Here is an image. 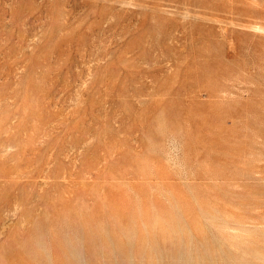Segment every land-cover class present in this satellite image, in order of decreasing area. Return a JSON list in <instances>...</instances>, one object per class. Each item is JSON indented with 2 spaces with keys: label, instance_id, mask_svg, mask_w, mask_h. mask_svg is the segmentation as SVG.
Returning a JSON list of instances; mask_svg holds the SVG:
<instances>
[{
  "label": "rangeland",
  "instance_id": "obj_1",
  "mask_svg": "<svg viewBox=\"0 0 264 264\" xmlns=\"http://www.w3.org/2000/svg\"><path fill=\"white\" fill-rule=\"evenodd\" d=\"M263 175L264 0H0V264H264Z\"/></svg>",
  "mask_w": 264,
  "mask_h": 264
},
{
  "label": "clouds",
  "instance_id": "obj_2",
  "mask_svg": "<svg viewBox=\"0 0 264 264\" xmlns=\"http://www.w3.org/2000/svg\"><path fill=\"white\" fill-rule=\"evenodd\" d=\"M178 154H179V149L177 145L174 143H170L169 150H168V162L173 164V166H177ZM70 245H71V242H70ZM38 247H40L42 251L45 250V245L43 244L42 241L38 243Z\"/></svg>",
  "mask_w": 264,
  "mask_h": 264
},
{
  "label": "bare ground",
  "instance_id": "obj_3",
  "mask_svg": "<svg viewBox=\"0 0 264 264\" xmlns=\"http://www.w3.org/2000/svg\"><path fill=\"white\" fill-rule=\"evenodd\" d=\"M263 176H264V175H263ZM230 211H231V210H230ZM247 215H248V214H247ZM226 216H227V215H226ZM248 216H250V215H248ZM248 216H246V217H248ZM229 217H230V216H229ZM249 218H250V217H249ZM249 218H248V219H249ZM252 218H253V217H252ZM233 219H234V218H233ZM248 219H247V220H248ZM249 222H250V221H249ZM248 224H249V223H248ZM189 226H190V225H189ZM190 228H191V227H190ZM229 228H231V227H228V228H226V229H229ZM224 229H225V228H224ZM192 230H193V229H192ZM233 230L235 231V229H233ZM238 230H239V229H238ZM238 230H237V231H238ZM228 231H229V230H228ZM231 231H232V230H231ZM235 232H236V231H235ZM240 232H241V231H240ZM213 233H214V232H213ZM222 233H223V232H222ZM242 233H244V232H242ZM245 233H246V232H245ZM245 233H244V234H245ZM195 234H196V233H195ZM237 234H239V233H237ZM223 235H224V233H223ZM239 235H240V234H239ZM241 235H242V234H241ZM199 236H200V235H199ZM233 236H234V235H233ZM225 237H226V236H225ZM227 237H228V234H227ZM240 237H241V236H240ZM244 237H246V239H247L249 236H248V237H247V236H244ZM235 238H236V236H235ZM237 238H238V235H237ZM253 238H254V237H253ZM201 239H202V238H201ZM230 239H231V238H230ZM246 239H245V240H246ZM222 240H224V239L222 238ZM240 240H241V239H240ZM194 241H195V240H194ZM194 241H193V243H194ZM225 241H227V240L225 239ZM233 241H234V240H233ZM251 241H252V239H251ZM184 242H185V239H184ZM200 242H201V241H200ZM234 242H235V241H234ZM254 242H255V241H254ZM226 243H227V242H226ZM229 244H230V243H229ZM245 244H248V243H244V246H246ZM255 244H256V243H255ZM176 245H177V244H176ZM214 246H215V244H214ZM229 246H230V245H229ZM260 246H261V245H260ZM198 247L200 248V246H198ZM210 247H211V246H210ZM215 247H216V246H215ZM222 247H223V246H222ZM230 247H231V246H230ZM234 247H235V246H234ZM248 247H249V246H248ZM255 247H256V246H255ZM177 248H178V247H177ZM223 248H224V247H223ZM241 248H243V247H241ZM212 249H213V247H212ZM233 249L236 250L235 248H233ZM251 249H253V248H250V250H251ZM258 250H260V249H258ZM200 251H201V250H200ZM200 251H199V252H200ZM210 251H211V248H210ZM218 251H219V250H218ZM223 251H224V250H223ZM260 251H261V250H260ZM260 251H259V252H260ZM183 252H184V250H182V253H183ZM194 252H195V251H194ZM211 252H212V251H211ZM225 252H226V250H225ZM249 252H250V251H249ZM262 252H263V250H262ZM200 253H201V252H200ZM260 253H261V252H260ZM192 254H193V253H192ZM202 254H203V253H202ZM216 254H217V253H216ZM183 255H184V254H183ZM183 255H182V256H183ZM186 255H187V254H186ZM233 255H234V254H233ZM213 256H214V255H213ZM213 256H212V257H213ZM217 256H218V255H217ZM226 256H227V255H226ZM262 256L264 257V253H263ZM194 258H196V257H194ZM201 258H202V257H201ZM208 259L210 260V258H208ZM211 259H212V258H211ZM213 259H214V258H213ZM228 259H229V258H228ZM176 260H177V259H176ZM194 260H195V259H194ZM196 260H197V259H196ZM200 260H201V259H200ZM204 260H205V259H204ZM219 260H220V259H219ZM234 260H235V259H234ZM174 261H175V260H174ZM197 261H198V260H197ZM205 261H206V260H205ZM221 261H222V260H221ZM184 262H185V261H184ZM198 262H200V261H198ZM198 262H197V263H198ZM211 262H212V260H211ZM211 262H210V263H211ZM176 263H177V262H176ZM185 263H186V262H185ZM204 263H205V262H204ZM215 263H216V262H215ZM190 264H191V263H190ZM199 264H200V263H199ZM205 264H206V263H205ZM216 264H217V263H216ZM222 264H223V263H222ZM227 264H228V263H227Z\"/></svg>",
  "mask_w": 264,
  "mask_h": 264
}]
</instances>
